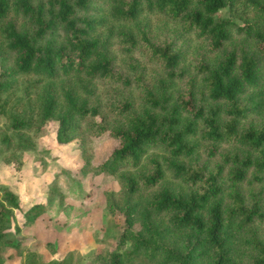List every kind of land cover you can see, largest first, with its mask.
<instances>
[{
  "label": "trees",
  "instance_id": "obj_1",
  "mask_svg": "<svg viewBox=\"0 0 264 264\" xmlns=\"http://www.w3.org/2000/svg\"><path fill=\"white\" fill-rule=\"evenodd\" d=\"M236 4L240 22L218 14ZM143 12L176 21L178 33L153 37ZM189 33L218 52H198L194 74L181 62ZM114 48L139 50L160 72L145 83L128 62L129 77L114 66ZM20 74L47 81L37 121L12 115L5 147H34L22 128L40 135L48 121L60 143L118 140L81 164L114 175L119 195L105 202L122 217L109 247L84 264H264V116L251 117L264 115V0H0V92ZM95 81L135 83L141 107L120 90L102 105ZM15 209L17 195L0 187V264L3 247L20 246L8 230ZM41 211L35 203L23 215ZM70 262V252L44 259L25 248L23 264Z\"/></svg>",
  "mask_w": 264,
  "mask_h": 264
},
{
  "label": "rangeland",
  "instance_id": "obj_2",
  "mask_svg": "<svg viewBox=\"0 0 264 264\" xmlns=\"http://www.w3.org/2000/svg\"><path fill=\"white\" fill-rule=\"evenodd\" d=\"M239 7L238 4L229 9L223 7L218 14L225 17L233 13L236 21L240 22L235 15ZM139 20L146 24L153 37L175 36L178 33V23L161 13L143 12ZM233 39L236 40L235 35ZM179 44L185 50L182 65L192 74L193 61L198 52L202 51L207 59L212 60L218 55L216 51H205L204 42L191 33L184 35ZM113 53L114 66L129 77L136 71L142 81L151 83L153 75L160 72V67L147 61L137 49L124 51L114 48ZM128 62L136 65L135 71L128 66ZM16 78L15 83L0 92V187H7L17 195L20 210H14V219L8 230L14 241L19 240L20 246L3 247L2 264H23L25 248L35 249L44 259L70 252V264H84L96 248L101 245L105 249L109 247L105 241L117 236L122 217L118 212H110L105 202L107 193L116 192L115 196L119 195L120 184L114 175L83 168L81 164L85 159H101L118 140L100 137L84 141L81 147L73 141L60 143L56 139L55 124L48 121L40 135L34 128H22V134L29 136L34 147L22 150L5 147L1 137L13 130L10 128L12 115L37 121V95L41 85L47 81H38L36 76L24 74ZM94 87V96L102 105L114 98L117 90L128 92L136 110L142 105L141 91L135 83L123 87L95 81ZM263 116L253 113L251 117L258 121ZM197 155L204 157L201 148ZM35 203H39L42 211L27 220L23 212ZM260 232L264 237V224L260 226ZM47 241H50L52 250L46 245Z\"/></svg>",
  "mask_w": 264,
  "mask_h": 264
}]
</instances>
